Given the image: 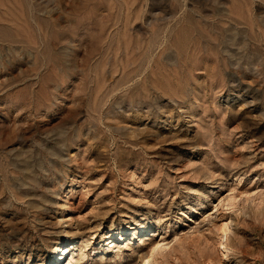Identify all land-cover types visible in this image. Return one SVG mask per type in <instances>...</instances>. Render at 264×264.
<instances>
[{"label":"rangeland","instance_id":"374dc122","mask_svg":"<svg viewBox=\"0 0 264 264\" xmlns=\"http://www.w3.org/2000/svg\"><path fill=\"white\" fill-rule=\"evenodd\" d=\"M159 241L264 264V0H0V264Z\"/></svg>","mask_w":264,"mask_h":264},{"label":"bare ground","instance_id":"6f19581e","mask_svg":"<svg viewBox=\"0 0 264 264\" xmlns=\"http://www.w3.org/2000/svg\"><path fill=\"white\" fill-rule=\"evenodd\" d=\"M140 229H143V227L141 226ZM112 236H110V238H112ZM88 242H89V240L85 239V241L82 242V244H83L82 247H86L88 245ZM160 243H161V241L157 242L154 246H151V249L149 252H143L142 253L141 257L144 258L143 264H150L153 261L154 255L158 252V250L161 247ZM220 245L222 248V252L224 254H226L227 253V245H226L224 239H221ZM82 247H78V252H77V250L74 249L75 246H73L71 249H69L68 246L58 245L57 246L56 259L60 258L61 255H63V254L67 255V256H69V254H70L67 261H66L67 256H66V258H64V256L62 257L64 259L62 264L65 263V261H66V264H75L78 260H81L82 258L85 257V253L82 252V249H81ZM226 255H228V253Z\"/></svg>","mask_w":264,"mask_h":264}]
</instances>
